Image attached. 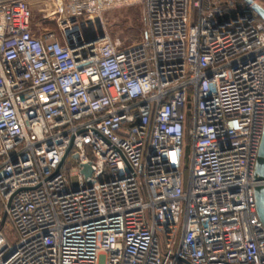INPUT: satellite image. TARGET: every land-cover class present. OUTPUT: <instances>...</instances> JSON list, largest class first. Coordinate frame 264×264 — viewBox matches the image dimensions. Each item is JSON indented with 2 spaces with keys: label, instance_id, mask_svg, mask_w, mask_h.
I'll list each match as a JSON object with an SVG mask.
<instances>
[{
  "label": "built area",
  "instance_id": "built-area-1",
  "mask_svg": "<svg viewBox=\"0 0 264 264\" xmlns=\"http://www.w3.org/2000/svg\"><path fill=\"white\" fill-rule=\"evenodd\" d=\"M30 1L0 0V264H264V22L235 0H38L61 33L36 34ZM126 1L138 44L83 26Z\"/></svg>",
  "mask_w": 264,
  "mask_h": 264
},
{
  "label": "rangeland",
  "instance_id": "rangeland-1",
  "mask_svg": "<svg viewBox=\"0 0 264 264\" xmlns=\"http://www.w3.org/2000/svg\"><path fill=\"white\" fill-rule=\"evenodd\" d=\"M29 7L31 27L34 33L37 34L39 31L44 30L54 35L61 33V28L57 26L54 19L45 16L41 2L32 0ZM83 26H85V29H89L92 35H97L98 33L106 35L118 48L136 45L142 40L145 27L142 4L138 1L113 4L111 7L104 9L97 17H91L88 23ZM183 142L182 171L183 176L186 177L190 142L185 133ZM69 183L71 187L76 185L77 179L75 175L70 176ZM4 231L7 232V229L5 228Z\"/></svg>",
  "mask_w": 264,
  "mask_h": 264
},
{
  "label": "water",
  "instance_id": "water-1",
  "mask_svg": "<svg viewBox=\"0 0 264 264\" xmlns=\"http://www.w3.org/2000/svg\"><path fill=\"white\" fill-rule=\"evenodd\" d=\"M242 2L248 5L257 15V17L264 22V8L262 5H259L255 0H242ZM97 36H101V33H98ZM71 44L68 43V46ZM264 124V122H263ZM260 144L258 147V157L255 163V175L257 179L262 178L264 175V126L260 138ZM70 147L65 151L66 155L69 151ZM75 157V155H73ZM81 173L87 177L90 174V168L88 164L81 165ZM255 199H256V214L264 228V190L261 187L255 188Z\"/></svg>",
  "mask_w": 264,
  "mask_h": 264
},
{
  "label": "trees",
  "instance_id": "trees-1",
  "mask_svg": "<svg viewBox=\"0 0 264 264\" xmlns=\"http://www.w3.org/2000/svg\"><path fill=\"white\" fill-rule=\"evenodd\" d=\"M256 1H257V3L259 5H262V7L264 8V0H256ZM220 4L221 5H225V0H220ZM235 5L237 7H245L244 4H243V2H242V0H235ZM257 20H260V19L257 18Z\"/></svg>",
  "mask_w": 264,
  "mask_h": 264
},
{
  "label": "bare ground",
  "instance_id": "bare-ground-1",
  "mask_svg": "<svg viewBox=\"0 0 264 264\" xmlns=\"http://www.w3.org/2000/svg\"><path fill=\"white\" fill-rule=\"evenodd\" d=\"M92 22V21H91Z\"/></svg>",
  "mask_w": 264,
  "mask_h": 264
}]
</instances>
